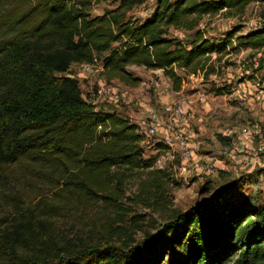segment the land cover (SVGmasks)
I'll return each mask as SVG.
<instances>
[{"label":"trees","instance_id":"16d2710c","mask_svg":"<svg viewBox=\"0 0 264 264\" xmlns=\"http://www.w3.org/2000/svg\"><path fill=\"white\" fill-rule=\"evenodd\" d=\"M100 1L107 0H0V187L34 172L121 214L125 178L145 172L132 198L164 208L167 174L155 167L157 156H143L145 136L137 123L85 98L70 65L100 60L106 79L128 86L140 78L127 66L161 69L178 90L182 76L175 68L212 74V54L219 58L230 43L264 47V28L237 35L235 26L218 41L198 28L203 16L241 15L254 0H157L143 21L127 13L147 0H119L91 16ZM171 30L194 37L185 42ZM158 148L168 147L160 142ZM127 229H115L119 241L57 248L33 234V217L21 215L1 230L0 264H264V206L249 205L229 185L185 211L171 209L139 240Z\"/></svg>","mask_w":264,"mask_h":264},{"label":"rangeland","instance_id":"374dc122","mask_svg":"<svg viewBox=\"0 0 264 264\" xmlns=\"http://www.w3.org/2000/svg\"><path fill=\"white\" fill-rule=\"evenodd\" d=\"M118 3L119 0L94 3L89 13L91 16L103 14ZM156 5L157 0H147L134 6L127 17L143 21ZM235 26L240 27L237 35L264 28V0L250 2L241 15H229L224 10L205 15L198 28L206 37L218 41ZM193 33L170 31L185 42L193 39ZM232 43L235 44L234 39ZM207 65L215 72L187 75L175 68L182 76L181 86L175 90L161 69L127 66V71L140 78L136 86H128L117 79H106L100 60L89 65L72 63L69 73L79 80L85 98L137 124L150 113L158 112L162 115L160 125L169 131L176 129L180 125L169 121L161 107L164 104L182 105L188 118L183 127L192 158L184 160L176 146L160 150L158 143L162 131L145 137L143 156H157L155 167L167 174L165 206L145 207L134 201L132 197L138 183L146 174L131 172L122 184L121 214L104 208L101 202L84 201L62 191L56 182L40 178L34 172L33 176L25 175L21 181L12 179L7 187H0V233L22 215L33 217L34 235L47 241L52 239L53 247L57 248L79 240L119 241L115 229L120 226L128 227V231L136 230L132 236L139 240L143 231H155L171 209L185 211L225 185L249 205L264 206V108L262 101L255 98L257 90L264 85V47L238 49L230 43L219 58L212 54ZM102 85L115 87L119 97L117 102L98 95L97 89ZM247 121L257 124L258 134L239 135V128ZM207 184L209 188H206ZM134 214L139 217L133 219Z\"/></svg>","mask_w":264,"mask_h":264},{"label":"built area","instance_id":"2783aa9c","mask_svg":"<svg viewBox=\"0 0 264 264\" xmlns=\"http://www.w3.org/2000/svg\"><path fill=\"white\" fill-rule=\"evenodd\" d=\"M82 64L89 65L87 63ZM97 93L100 96L107 97L108 100L112 102H117L119 98L115 87L112 85H102L98 87ZM255 98L262 101L264 108V85L257 90ZM201 100H203V96H201ZM161 112L168 117L169 121L180 126L169 131L160 125L162 122V115L158 112H152L148 115L147 119L142 120L137 124L139 131L144 134L145 137L157 135L162 131V138L159 139L162 144L168 148L176 146L184 160L191 159L192 150L187 137H185L186 129L183 127L188 123L185 108L180 104H164L161 107ZM226 132L227 131H225V133ZM238 133L241 136L256 135L258 134V126L251 121H247L239 128ZM207 170L210 172L212 171L209 167Z\"/></svg>","mask_w":264,"mask_h":264},{"label":"crops","instance_id":"0c3cea01","mask_svg":"<svg viewBox=\"0 0 264 264\" xmlns=\"http://www.w3.org/2000/svg\"><path fill=\"white\" fill-rule=\"evenodd\" d=\"M253 91H255V90H253Z\"/></svg>","mask_w":264,"mask_h":264}]
</instances>
